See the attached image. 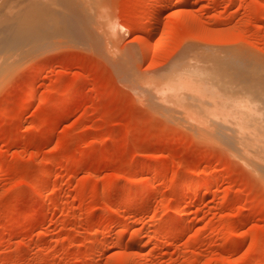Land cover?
<instances>
[{
  "label": "rangeland",
  "instance_id": "rangeland-1",
  "mask_svg": "<svg viewBox=\"0 0 264 264\" xmlns=\"http://www.w3.org/2000/svg\"><path fill=\"white\" fill-rule=\"evenodd\" d=\"M55 1L0 72V264L264 263L215 140L264 137V0Z\"/></svg>",
  "mask_w": 264,
  "mask_h": 264
},
{
  "label": "bare ground",
  "instance_id": "bare-ground-1",
  "mask_svg": "<svg viewBox=\"0 0 264 264\" xmlns=\"http://www.w3.org/2000/svg\"><path fill=\"white\" fill-rule=\"evenodd\" d=\"M183 1L184 0L182 1L179 0L177 3H182ZM56 3L57 1L55 0H4V2L0 4V72L4 71L5 68L9 69V66L17 59L13 57L15 51L17 49L18 51H20L21 50L20 47L23 48L24 47L23 45H26L23 43V41H19L18 39L20 36H22L21 32L22 30L24 31V28L27 27V24H29L31 21H42L45 22L47 29L52 31L50 29L51 27H49L48 25V22L49 20L52 19L50 18L52 15H55L57 17L56 11L58 9L56 6L58 5H56ZM53 4H55L56 6ZM53 6L55 7L53 8ZM112 26H114V24L111 25L110 34L113 35L114 37V34L118 29L116 28L117 26H115V28L114 27L112 28ZM114 29H116V31ZM112 31L115 32L113 33ZM15 55H19V54L17 53ZM189 85H191L190 81L179 82L178 84L171 83L168 85V89L175 90L178 87L188 88ZM215 140L218 142V144H222V146L224 145V147L228 148L231 151V154L232 153L234 154L233 156L243 161V163L249 166V168H251L253 172L258 173L264 180V137L254 136V137H245V138L241 137V138H231V139L216 138ZM186 179L185 180L183 179L184 180V181L182 180L183 182L181 181L183 183V186L188 183V180ZM201 182L202 180L200 181L198 179L196 181V184L193 183V186L194 185L199 186ZM141 185L142 183L140 184V186L139 185L136 186L138 188H142L143 186L141 187ZM130 189L128 188L127 190ZM128 198H130V196ZM193 198L194 197H192V200H194ZM173 214L174 213H172V215ZM172 215L168 214L170 218L172 217ZM176 218H178V216L174 217L173 219Z\"/></svg>",
  "mask_w": 264,
  "mask_h": 264
}]
</instances>
